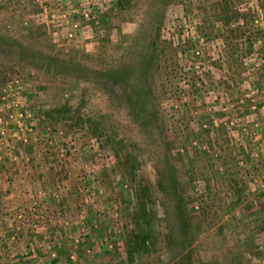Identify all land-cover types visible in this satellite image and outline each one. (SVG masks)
I'll return each mask as SVG.
<instances>
[{
  "label": "rangeland",
  "instance_id": "rangeland-1",
  "mask_svg": "<svg viewBox=\"0 0 264 264\" xmlns=\"http://www.w3.org/2000/svg\"><path fill=\"white\" fill-rule=\"evenodd\" d=\"M118 1L65 39L67 0H0V129L34 121L0 134V264H264V0ZM147 45L141 112L139 71L89 75Z\"/></svg>",
  "mask_w": 264,
  "mask_h": 264
},
{
  "label": "trees",
  "instance_id": "trees-1",
  "mask_svg": "<svg viewBox=\"0 0 264 264\" xmlns=\"http://www.w3.org/2000/svg\"><path fill=\"white\" fill-rule=\"evenodd\" d=\"M127 0H119L117 3L118 6H126ZM0 43L4 40H1ZM11 46H14L17 50L16 55L17 57L23 58L24 52H30V55L32 57H37L43 64V67L46 68L47 71L50 73H71L74 69L76 71L77 67L75 63H72V61H66L62 59L61 57H58L56 55H49V54H41V56L38 54L37 51H29L25 46L20 45L19 43H11ZM136 44L133 43V45L129 46L127 49V53L132 56V58H135L137 55L136 49L132 50V47ZM26 54V53H25ZM37 55V56H36ZM152 58V50L150 49V46H145L144 50L141 53V56H138V59H140V64H133L132 62L126 63L125 61H119L113 65H110L107 69H102L100 71H95L91 75H89L92 78H98V79H104L108 80L109 82L116 84L123 81H128L132 79V76L135 72H140V83L142 84L139 90L133 89L131 92L127 95V104L132 108L133 110H139L142 112V109L144 110L143 104L138 105V101L144 99L143 97V89L146 86L147 81V74L151 65ZM75 64V65H74ZM73 69L71 71H68L67 69ZM79 71H77L78 73ZM186 264V263H185Z\"/></svg>",
  "mask_w": 264,
  "mask_h": 264
},
{
  "label": "built area",
  "instance_id": "built-area-1",
  "mask_svg": "<svg viewBox=\"0 0 264 264\" xmlns=\"http://www.w3.org/2000/svg\"><path fill=\"white\" fill-rule=\"evenodd\" d=\"M67 1L70 4V8L68 10H64L60 14V18L58 20L59 22L58 25H60L61 27L62 36L65 39H71L76 37V34H79L81 21H87L92 19L94 14H96L98 10H100L107 2H109V0H67ZM9 116L12 117L11 115ZM14 116H15L14 121L12 120L10 123L14 124L15 131L8 130V127L3 125V129H0L1 135L4 134V136L6 137L7 135H9L10 131L12 135H15L14 132H16L17 134L22 130L24 131L26 124L32 125L34 123L32 119H27L28 118L26 117L27 115L23 113L18 112ZM22 119L26 121L21 122ZM4 123H7V121H4Z\"/></svg>",
  "mask_w": 264,
  "mask_h": 264
},
{
  "label": "crops",
  "instance_id": "crops-1",
  "mask_svg": "<svg viewBox=\"0 0 264 264\" xmlns=\"http://www.w3.org/2000/svg\"><path fill=\"white\" fill-rule=\"evenodd\" d=\"M31 140H32V138L29 139V143H28V144L31 143ZM34 168H35V167H34ZM17 170L20 171L21 169H20L19 167H17ZM15 171H16V169H15V170H12V173L10 172V173H11L10 176H9V174H8L9 178H11V175H12V178H13L14 175H16V172H15ZM0 176L6 177L7 175H3V174H1ZM1 179H2V178L0 177V180H1ZM12 181H13V182H12ZM0 182H2V181H0ZM8 183H10V184L12 183L13 185H11V186H14V185L16 186V185H19V184H20V185H24V183L22 184V182H21L20 180L15 179V178L12 179V180H8ZM4 184L6 185V182H5ZM0 196H1V195H0ZM2 197H3V196H2ZM5 203L7 204V200H5ZM6 204H5V205H6Z\"/></svg>",
  "mask_w": 264,
  "mask_h": 264
}]
</instances>
